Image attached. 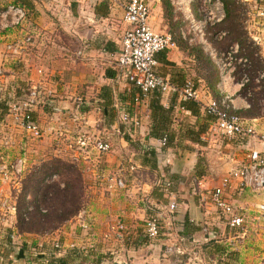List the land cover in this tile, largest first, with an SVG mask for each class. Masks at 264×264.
<instances>
[{
	"label": "crops",
	"instance_id": "1",
	"mask_svg": "<svg viewBox=\"0 0 264 264\" xmlns=\"http://www.w3.org/2000/svg\"><path fill=\"white\" fill-rule=\"evenodd\" d=\"M82 1L31 0L33 47L28 54L17 59L1 52L4 40L21 39L20 33L11 27L0 32V63L4 71L0 85L2 98H12L16 94L25 96L21 93H28L32 87L48 93L45 105L34 110L35 122L40 128L49 120L44 128L46 138L40 143L46 149L40 151L41 159L34 165L39 166L52 158H65L56 157L55 151L63 143L57 144L54 136L60 130L64 140H68V135L74 141L82 130H73L70 126L75 125L68 119L65 126L53 127L52 112L58 107L68 110L65 114L68 116L78 111L87 124L96 126L93 135H101L111 143L112 151L101 160L100 171H110L125 181L124 190L109 192L105 184L93 176L94 156L91 151L88 160L78 165L83 180L87 179L84 180L85 186L92 190H87L83 208L94 217L92 229L98 251L110 249L119 259L136 264H264V225L255 211L256 205L264 202V191L256 195L247 190L229 193L230 202L239 209L243 218V230L229 228L224 218L215 212L208 197L219 180L232 169L234 160L244 158V154L262 153L264 145L259 140L246 139L244 148L238 150V139L226 140L210 131L212 119L206 117L203 106L212 98L211 92L203 76L197 72L195 57L189 52L190 42L183 40H176L175 48L157 55L158 72L175 87L180 88L187 82L194 85L201 103L199 116L185 110L181 106L184 100L174 93L159 96V105L164 109L170 107L162 128L170 143L166 148L160 147L159 140L165 135H161L157 121L152 119L149 108L152 95H149L135 108L140 127L117 134L116 128L122 131V126L116 125L112 106L115 100L126 102L123 83L116 79L125 26L122 22L123 6L126 3L117 0L118 4L110 1L102 4L98 0L100 3L95 4L90 10L91 16H87ZM12 2L14 0H8V3ZM5 7L0 4V13ZM53 13L56 14L53 16ZM149 25L156 33H166L159 0L151 4ZM255 40L264 69V39ZM32 58L33 69L29 63ZM47 75L50 77L46 78ZM219 80L215 85L216 91ZM103 87L110 92L111 106L103 103ZM226 90L239 108L238 115L253 125L259 137H264V118L246 116L249 103L239 82L228 80ZM49 95L54 101H49ZM202 126L206 130L198 139L201 143L191 140L188 132ZM15 134L21 141L27 137L0 110V135L14 138L15 143ZM16 143L25 147L22 150L33 158L32 146L27 150L25 144ZM14 150L5 153L0 150V163L12 162L20 153ZM34 152L37 155V148ZM28 164L29 173L34 165L32 160ZM165 182L169 183L168 187H165ZM6 187L9 186L2 185L3 189ZM10 188H14V184ZM171 204L174 210L170 214ZM147 208L162 216L160 235L154 242L143 237L144 221L149 215ZM115 223L123 227V240L112 234L105 241L103 235ZM59 230L58 234L65 235V244L86 245L75 218ZM8 234L14 235L12 231ZM24 240L21 234L20 238L8 242L10 256L14 255L13 249L16 248H11V242L17 246ZM167 249L171 252L165 258ZM70 260H78V257H70Z\"/></svg>",
	"mask_w": 264,
	"mask_h": 264
},
{
	"label": "built area",
	"instance_id": "2",
	"mask_svg": "<svg viewBox=\"0 0 264 264\" xmlns=\"http://www.w3.org/2000/svg\"><path fill=\"white\" fill-rule=\"evenodd\" d=\"M111 3L118 4L117 0H109ZM158 0H128L123 6L122 22L126 26L123 32L119 60L117 61V81L123 83L125 90L126 102L115 100L113 110L116 113V125L122 126V131L117 134H125L136 130L140 127L139 118L135 114V108L141 105L153 92H158L160 96L176 93L179 99L192 101L201 104L199 94L195 90L194 85L190 82L185 83L178 88L170 84V81L158 72V63L156 57L158 54L175 48V43L170 34H159L153 31L149 25L151 4ZM218 3V0H216ZM208 2H210L208 0ZM258 10H262L264 15V0L255 6ZM214 8V5H212ZM26 11L25 8L10 3L0 13V31L10 26H17L24 21ZM193 18L192 15H188ZM224 15H215L213 12L208 14V21L211 24L219 23ZM202 35H200L201 37ZM255 42V39H253ZM203 43V42H202ZM236 46H238L236 44ZM234 46V49L237 48ZM218 56L213 52L209 53V57L216 63L219 71L220 80L217 85L218 96L210 99L203 106L205 114L212 119L210 131L219 138L226 140L238 139L239 148L242 150L246 139H252L261 142L264 145V137H259L253 125L247 120L241 118L237 111L239 108L235 105L233 96L226 90L228 80H233L232 72L225 63L226 59ZM243 67H248L249 63L246 59H239ZM2 71L0 69V77ZM264 69L257 73L255 83L258 86L263 81ZM248 83V79L243 76L239 84L243 89ZM264 86V85H263ZM1 87V86H0ZM35 88L27 93L28 99L18 100L7 98L6 117L26 136L34 139L42 137L41 131L30 113L33 112V101L36 97ZM249 95V94H247ZM246 96V95H245ZM1 89L0 100L3 101ZM52 107V103L49 102ZM249 106H247L248 108ZM264 118V117H262ZM71 123L81 126L86 125V120L78 111L71 115ZM54 141L58 144L62 141L63 146L56 149V157H65L72 164L78 166L81 161L88 160L89 152L94 156V178L105 184V188L112 193L125 189V181L122 177L112 173L105 174L100 170L101 160L112 151L111 143L101 135H79L74 141L63 142L64 135L59 130L54 136ZM245 142V143H244ZM12 137L0 135V150L9 149L13 146ZM61 144V142H60ZM160 147H165L166 139L162 137L159 140ZM241 148V149H240ZM0 151V152H1ZM4 152V150H3ZM25 154L16 157L13 162L0 163V264H53V259L65 255L69 250H76L85 257V260H75L70 264H136L128 260H122L116 257L115 252L110 249L98 251L96 247V239L93 233L92 213L82 208L74 217L78 228L82 232V236L86 245L77 247L75 243L65 244L58 237L57 233L45 235L43 241L26 243L25 249L29 251V258L19 259V255L14 253L10 256L7 254L8 242L7 233L12 231L13 236L20 238L21 234L15 229L17 216V193L21 189V181L28 173L29 167ZM244 158L234 160L232 169L219 180L218 185L210 192L209 201L215 212L223 217L226 225L232 229L243 230V218L239 214V209L235 207L229 200V193L233 190L243 192L249 191L256 195L264 191V152L244 154ZM27 172V173H26ZM57 178L56 174L48 175L44 183L48 184ZM3 184H14V194L4 193ZM169 183L165 182V187ZM30 197L26 196L25 200L29 201ZM33 210V205H27L26 211L22 214L23 219L27 220V214ZM149 215L144 221L143 237L147 241L154 242L158 239L161 231L162 216L155 213L153 209L147 208ZM174 210V205L169 206V213ZM255 211L258 220L264 225V202L256 205ZM123 227L115 223L108 233L103 235L106 241L112 234L116 238L123 240ZM11 240V235H10ZM13 243V242H12ZM22 247V246H21ZM12 248V245H11ZM33 252L34 258L33 261ZM171 249H167L164 257L170 255ZM100 256V258L95 257ZM9 255V256H8ZM94 256V257H93ZM21 258V257H20ZM21 260V261H19ZM140 264V263H139ZM146 264V263H143Z\"/></svg>",
	"mask_w": 264,
	"mask_h": 264
},
{
	"label": "rangeland",
	"instance_id": "3",
	"mask_svg": "<svg viewBox=\"0 0 264 264\" xmlns=\"http://www.w3.org/2000/svg\"><path fill=\"white\" fill-rule=\"evenodd\" d=\"M59 1V0H58ZM104 0H101L103 3ZM118 1H124L127 3L128 0H118ZM170 4V9L166 10L163 9V19L166 24V33L170 34L172 38L174 39V42L179 41V39L186 43L190 42L189 48L193 47H199L200 50L212 61V59L209 57V53L213 52L214 54H217L218 56L223 55L222 57L226 59L225 63L228 64V68L232 72V78L233 81L239 82L240 79L245 76L248 79V83L246 84V89L244 91V95H246L247 101L249 103V110L251 109L254 111V117H264V78L263 81H260V83L257 84L255 83V79L257 78V73L261 71V62L259 60V48L255 44L256 40L254 42L253 39H264V15H261L262 10H258L255 6L258 4V2H255L256 0H237L236 7H238V23L240 24V27L242 31L246 32L247 39H244L242 47L241 46H236V43L234 42V38L229 36L227 32V25L222 23L225 18V11L223 9V3L221 0H218V3L216 0H166ZM61 3V2H59ZM100 3L98 0H83L82 1V7L86 10L87 16L90 15V10L91 8L94 7L95 4ZM0 4L2 7H5L7 5H10L8 3V0H0ZM159 4L162 5V0H159ZM212 5H214V8H212ZM26 14L24 17V21L21 22L17 26H10L13 29H17V31L20 33L21 39H5L4 40V46L2 49L1 53L8 54V56L11 57H18L23 56V54H28V50L32 49L33 47V24L31 22L32 17H33V9H26ZM166 11H170L169 15H166ZM56 12V11H55ZM214 13L215 15H224L223 19L219 23H214L211 24L208 21V14L209 13ZM56 13H53V16ZM188 15H192L193 18H189ZM51 15V18H53ZM122 28V26H121ZM59 29L58 31L61 33ZM125 26H123L122 31L124 32ZM3 31V30H2ZM1 32V31H0ZM200 35H202L200 37ZM1 42V40H0ZM203 42V43H202ZM181 46H184L183 43L179 42ZM234 46L237 48L234 49ZM258 55V56H257ZM1 58V56H0ZM239 59H246L249 63L248 67H243L242 63L239 62ZM16 62V60H15ZM18 63V62H16ZM32 69H33V58L29 61ZM213 63V61H212ZM202 68H204V65L201 64ZM0 69L2 71V75L0 77V85L1 81L4 77V71L2 70V66L0 63ZM29 69V68H28ZM201 71V69H200ZM256 71V72H255ZM212 70H205V74H210ZM203 73V72H202ZM43 77V76H41ZM50 77L49 75L46 76V78ZM53 78H55L53 76ZM57 79V78H56ZM33 87L29 90L31 91ZM36 93V97L34 98L33 101V111L38 107L45 105V103L48 101V93L43 92V91H38ZM24 94V93H22ZM21 94V95H22ZM249 94V95H247ZM14 96V95H13ZM19 99V100H27L28 96H20L15 95V98L12 99ZM53 100L51 95H49V101ZM54 101V100H53ZM64 101V100H60ZM68 101V100H66ZM59 108V109H58ZM57 110L53 111L52 116L53 120H55L54 126L53 127H61L65 126L66 121L71 120V115H65L66 112H69L68 110H62V108L58 107ZM74 108V104L72 109ZM73 112V111H72ZM33 113V112H32ZM68 116V117H67ZM68 119V120H67ZM52 123V122H51ZM49 124L41 126L43 128H40L41 135L42 137L40 139H34L31 138L30 136H27L26 138L21 139L18 137V134H15V143L13 146L9 149H3L4 153L7 151H11L12 149L15 148L14 151H17L19 155L25 154L24 157L27 159V164L28 161L32 160L33 165L36 161L39 159V153L42 150H45L46 147L44 145H41L42 141L44 138H46V135L44 137V128H46ZM72 125L74 123H71ZM91 124H87L82 126V128H79L81 126H78L75 124L74 126H70L73 130L80 129L82 130L83 135H89L93 136V132L96 133V126ZM92 125V126H91ZM55 127V128H56ZM92 127V128H90ZM94 129V130H93ZM20 137L21 134H19ZM67 139L63 142H68L71 141V138L67 135ZM14 140V138H13ZM16 142H21L22 144H25L27 150L33 147V158H31L30 155H28V152H24L22 149H25V147L21 146L20 143ZM17 144V145H16ZM60 144V143H59ZM62 147V146H61ZM38 150L37 155H35V150ZM16 156V157H19ZM29 156V157H28ZM41 159V158H40ZM39 159V161H40ZM66 158H62L63 163H68L69 165H73L75 169L78 170V166L72 164L69 160H65ZM51 160H57V158H52ZM49 160V161H51ZM38 161V162H39ZM48 161V162H49ZM13 162V161H12ZM9 163V162H8ZM46 163V162H43ZM29 165V164H28ZM41 165V164H40ZM34 167H37L34 165ZM71 171L75 172L73 169ZM59 177L54 181H51L48 183L47 189L41 194H39L36 198H38L39 204V213L40 215L44 216L46 215V218H42L40 220L33 218V215L36 213V209H34L36 206L33 205V212L30 214L31 216L29 217L28 221L22 225L21 231L22 232H28V233H21L22 234V239H25L23 242H20L19 244H13L11 242L12 247H16L13 249L14 253L17 255L21 256V260L26 261L25 259L29 258V251L24 250L23 246L26 245V243H40L39 240L43 238L45 235H50L53 233L59 232L61 227H63L65 224L68 222H63L62 220L66 219L67 216H64L65 211L63 210L61 203L57 201L59 198H55L54 194L48 195L45 197L47 191L49 188H57L58 191H60L63 188V184L65 182V179L69 178L70 175L67 176L68 172L65 171V169H61ZM72 172V173H73ZM27 173V172H26ZM105 174L111 173L110 171L104 172ZM73 177L71 178L74 181L75 185V194L77 197V200H80V206L81 209L84 207V202L85 198L88 197L87 190L92 191L91 189H87L85 186L84 180H87L83 176L80 175L79 177L75 176L73 173ZM76 178V179H75ZM78 180V183L76 184ZM8 188L4 189V193L8 194L11 192V194H14V191L12 188H10V185L8 184ZM30 188V186H29ZM50 192V191H49ZM18 194L15 195L18 197ZM80 198V199H79ZM61 201V200H59ZM37 208V209H38ZM74 218V217H73ZM72 218V219H73ZM71 220V219H70ZM45 221V222H43ZM15 229H17V225H15ZM19 232V231H18ZM33 233H40V234H33ZM58 234V233H57ZM58 236L61 241H64V236L60 233ZM7 236L9 238V234L7 233ZM44 239V238H43ZM43 239H41L43 241ZM16 240V237L11 235V240L9 239L8 241ZM19 241V240H18ZM22 246V247H21ZM22 250L24 252H22ZM35 260L34 258V252H33V261Z\"/></svg>",
	"mask_w": 264,
	"mask_h": 264
},
{
	"label": "trees",
	"instance_id": "4",
	"mask_svg": "<svg viewBox=\"0 0 264 264\" xmlns=\"http://www.w3.org/2000/svg\"><path fill=\"white\" fill-rule=\"evenodd\" d=\"M223 3V9L225 11V18L224 21L222 22L223 24L225 23L227 25V32L229 36L234 38V42L242 47L244 39H247L246 32L242 31L240 24L238 23V7H236V2L237 0H221ZM109 0H104L103 3H108ZM31 0H14L12 4L18 5L20 7L28 9L30 7ZM102 3V4H103ZM162 6L164 9L169 10L170 9V4L166 0H162ZM30 9V8H29ZM170 11H166V15L168 16ZM179 41H181L179 39ZM184 44V43H183ZM185 46V45H184ZM189 52L194 55L195 57V62L197 64V72L203 76L205 79L206 83L208 84V88L210 89L211 92V99H215L218 96V92L215 89V85L219 80V75H218V69L217 67L212 63V61L202 52V50L199 49V47H193L189 48ZM201 64L204 65V68H202ZM169 65V64H168ZM201 69V71H200ZM212 70L210 74H205V70ZM261 70L263 69L262 67L260 68ZM203 72V73H202ZM256 72V71H255ZM247 86H244L242 91L244 92ZM17 93V92H16ZM103 94H101L103 103L105 106H111V98H110V92L106 87H103ZM22 94V93H21ZM24 94L27 95V92L25 91ZM23 94V95H24ZM176 95V93H174ZM18 95V94H17ZM152 99H151V105H150V110H151V115L152 119L154 121H157V130H162L164 126V116L165 114L169 113L170 107L168 109H164L162 106L159 105L158 103V98L160 94L158 92H153L152 94ZM177 97V96H176ZM15 98V96H13ZM18 99V98H17ZM8 100L5 98L3 101L0 100V110L2 111V114L6 115V102ZM181 106L189 111L192 115L194 116H199V111L198 109L200 108V104L193 103L192 101H187L184 100L181 102ZM202 107V106H201ZM254 111L251 109L248 111L246 116L248 117H254ZM31 118H33V121H35V113H30ZM209 118L208 116H206ZM210 119V118H209ZM211 120V119H210ZM156 126V125H155ZM154 126V127H155ZM153 127V128H154ZM205 128L198 127L196 131L192 130L188 132V136H191V140L201 143L198 141L199 137L201 134L205 132ZM161 135H165L166 139V145L165 148L168 146L170 143L168 134L164 132L163 130L161 131ZM164 137V136H163ZM55 159V158H54ZM62 159L57 158V160H51L47 161L46 163H42L41 165L34 167L32 171H30L28 174L25 175L24 179L21 182V189L17 197V216H16V225L19 233H28V232H22L21 231V226L24 225L29 217L31 216L30 214L33 212V210L27 214V220L25 221L22 217V214L26 211L27 205H37L34 209H36V213L33 215V218L35 219H42L46 218V215H40L39 213V208H38V198H36L41 192L45 191L47 189V185L44 183L45 178L48 175L51 174H56L58 177L60 175L61 169H65L66 172H68L67 176L70 175L69 178L65 179V182L63 184V188L58 191L57 188H49L47 191L45 197H47L49 194L52 195L54 194L55 198H59L58 202L61 203V206L63 210L65 211L64 216H67L66 219L62 220L63 222H68L70 219L75 217L78 212L81 210L80 206V200H77L76 194H75V185L74 181L71 179L75 174V176L79 177L81 173L79 170L75 169L73 165H69L68 163H63V161H60ZM200 163V159H199ZM73 169L75 172L71 171ZM73 172V173H72ZM72 176V177H71ZM81 177V176H80ZM76 179V178H75ZM78 183V180L76 184ZM30 186V188H29ZM50 191V192H49ZM42 192V193H43ZM29 196L30 199L29 201L25 200V197ZM39 197V196H38ZM80 199V198H79ZM38 208V209H37ZM83 208V207H82ZM45 222V221H43ZM33 234H40V233H33ZM10 238V236H9ZM8 236H6L7 242H9ZM10 244L8 243V247ZM9 249H7V252L9 253ZM25 249V247H24ZM11 252V251H10ZM22 252H24L22 250ZM72 254V256H71ZM97 254H94L95 257L100 258V256H96ZM93 256V257H94ZM70 257H73L74 259L78 260H85V257H82L81 254H78L76 250H69L65 253V255L60 256L59 258L53 259V264H70L73 262V260H70Z\"/></svg>",
	"mask_w": 264,
	"mask_h": 264
}]
</instances>
